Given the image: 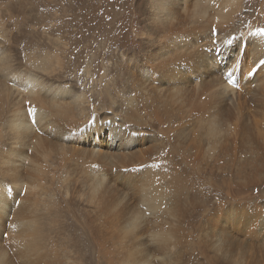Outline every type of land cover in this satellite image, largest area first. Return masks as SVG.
<instances>
[{
	"label": "bare ground",
	"instance_id": "obj_1",
	"mask_svg": "<svg viewBox=\"0 0 264 264\" xmlns=\"http://www.w3.org/2000/svg\"><path fill=\"white\" fill-rule=\"evenodd\" d=\"M136 1L131 22L135 37L143 36L147 45L142 55L116 61L111 73L119 69V76L103 80L110 100L101 107H109L108 114H99L86 91L65 81L72 40L55 30L47 49L22 47L14 55L15 34L0 14V264H184L186 244L195 243L187 222L196 182L190 174L216 157L225 120L214 110L202 119L209 135L204 151L188 141L195 134L176 121V98L183 95V82L185 89L198 91L212 85L211 104L234 100L239 73L237 87L219 74L228 58L223 32L235 27L246 0ZM128 2L103 0L113 25L87 14L84 3L75 18H82L86 32L111 25L125 38ZM71 4L74 11L77 1ZM142 15L150 20L148 27L141 24ZM20 25L15 21L12 27ZM234 56L238 61L240 53ZM228 61L232 70L239 68ZM184 63L190 65L187 72ZM92 71L86 68L87 74ZM29 107L36 109L34 117ZM107 128L105 151L98 136ZM136 135L141 147L134 148ZM123 168L137 178L123 180ZM130 188L139 196L129 210ZM201 229L196 220V233ZM210 251L216 255L219 249Z\"/></svg>",
	"mask_w": 264,
	"mask_h": 264
},
{
	"label": "rangeland",
	"instance_id": "obj_2",
	"mask_svg": "<svg viewBox=\"0 0 264 264\" xmlns=\"http://www.w3.org/2000/svg\"><path fill=\"white\" fill-rule=\"evenodd\" d=\"M71 1H77L74 11L71 10ZM10 2L16 3L12 9L7 7ZM136 2L129 0L127 3L129 26H125V38H122L117 27L111 26L114 17L106 15L105 8L102 7L103 0H0V14L4 12L6 30L15 34L17 45L11 46L14 55L22 47H25V51L47 49L55 30L57 34L66 36L68 42L72 40L67 54L71 65L68 72H64L65 81L70 85L75 84L78 90L86 91L99 109V114H108L109 107H101L110 97L103 92V84L108 83L113 73L117 76L120 74L119 69L111 73V68L116 61H124L126 56L136 58L146 49V40L143 36L139 39L135 37L136 26L131 22L137 15ZM83 3L87 14L95 13L97 20L110 23V27L107 26L108 28L105 27L98 33L95 30L86 32L87 26L81 28L79 21L82 18H75V14L81 11ZM15 21L21 23L19 29L12 27ZM141 24L149 26L150 20L146 15H142ZM258 29H264V0H246L235 27L223 32L226 42L231 43L223 47L227 50L225 57L228 58L222 61L225 67L219 74L226 79L228 72H232L233 76L239 73L241 87L234 100L230 97L228 100L222 99L218 104H211L208 93L213 89L212 85L206 84L203 91L192 87L185 89L186 84L183 82L180 85L184 92L176 98L175 118L185 133L190 136L195 134L194 140L188 139L190 143L206 150V138L209 135L202 119L210 111H220L225 120L216 157L203 164L197 173L190 174L196 182L191 183L192 191L188 199L191 212L187 222L195 243L186 244L184 264H213L214 261H219V264H264V70L252 77L246 75L248 70L264 60V35H256ZM231 53H240L238 61L234 54L229 55ZM228 60L230 63H237L239 68L232 70ZM241 64L245 71L243 78L239 72ZM189 66L188 63L181 64L182 71H189ZM87 67L93 68V74H87ZM211 79L209 76L205 80ZM114 82L118 85L117 79ZM125 82L124 80L117 87L122 88ZM234 84L237 87L238 84ZM142 127L154 137L148 127ZM108 131V128L104 130L102 138L101 135L98 136L99 141L105 140L102 143L105 151L109 148ZM151 142L152 139L142 146ZM140 143L141 140L136 135L131 144H135L136 148L141 147ZM123 171V180L137 178L133 173H128L127 168H123ZM140 184L141 181H136V186H132L140 191ZM134 188L128 189L126 207L129 210L137 205L136 197L139 192L134 193ZM196 220L201 224L200 234L196 233ZM215 246L219 249L216 255L210 251ZM201 247L207 249H200ZM203 252L205 256L202 255ZM91 257L87 261H93Z\"/></svg>",
	"mask_w": 264,
	"mask_h": 264
},
{
	"label": "snow or ice",
	"instance_id": "obj_3",
	"mask_svg": "<svg viewBox=\"0 0 264 264\" xmlns=\"http://www.w3.org/2000/svg\"><path fill=\"white\" fill-rule=\"evenodd\" d=\"M211 31L213 33L217 31V29L215 28V26H213V28L211 29ZM262 34H264V29H258L257 32H256V35H262ZM228 43H231V42L228 41ZM230 59H232V58L230 57ZM260 70H264V60H260L259 63L256 64L255 67H252L250 70H248L246 72V75L248 77H252V76L256 75ZM240 73H241V78H243V76L245 75V71H244V69L242 67V64H241V67H240ZM227 75H228V83L229 84L237 83V81L234 80V76H233V73L232 72H228ZM35 112H36V109L35 108H33V107H29L28 108V113L29 114H32L33 117H34ZM32 123H34V124L37 123V121L35 120V118H33ZM0 237H2V236H0Z\"/></svg>",
	"mask_w": 264,
	"mask_h": 264
}]
</instances>
